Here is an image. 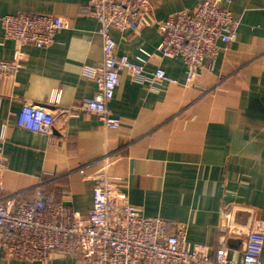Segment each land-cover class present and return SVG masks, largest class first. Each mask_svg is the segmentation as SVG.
I'll list each match as a JSON object with an SVG mask.
<instances>
[{
  "label": "crops",
  "instance_id": "1",
  "mask_svg": "<svg viewBox=\"0 0 264 264\" xmlns=\"http://www.w3.org/2000/svg\"><path fill=\"white\" fill-rule=\"evenodd\" d=\"M88 0H0V59L15 58V42L5 38L2 17L21 12L62 17L66 27L50 47H24L22 67L0 79V138L8 168L2 173L8 193L28 199L36 187L86 214L93 204L96 176L107 172L119 182L123 199L142 215L166 218L187 228L191 243L217 248L223 209L252 208V229L264 234V0H231L240 21L238 39L222 51L212 70L187 83L181 57L154 55L147 71L161 66L174 81L144 82L121 73L110 107L121 121L104 128L99 117L82 110L98 85L85 74L103 62L97 19L81 8ZM198 0H153L148 15L156 22L137 32L117 30L118 53H156L159 22ZM56 92L58 106H52ZM25 103L76 107L77 116L59 115L52 135L18 126ZM240 213V220L248 218ZM248 221V220H247ZM231 255L242 257L245 238H235ZM0 264H43L0 258ZM51 264H77L74 255Z\"/></svg>",
  "mask_w": 264,
  "mask_h": 264
},
{
  "label": "built area",
  "instance_id": "2",
  "mask_svg": "<svg viewBox=\"0 0 264 264\" xmlns=\"http://www.w3.org/2000/svg\"><path fill=\"white\" fill-rule=\"evenodd\" d=\"M231 0H198L192 10H183L159 22L162 40L156 53L141 49L133 56L118 53L113 31L137 32L150 26L148 15L153 0H88L81 8L85 16L97 19L103 40V62L85 74L95 80L98 90L82 100V110L99 117L107 130H117L121 121L110 104L128 72L144 82L174 81L161 66L147 71L152 58L181 57L186 63L187 83L192 85L201 72L212 70L222 51L238 39L240 21L229 5ZM5 38L15 42V58L0 59V79L10 78L22 67L24 47L46 48L57 43L66 27L57 15L21 12L1 19ZM56 92L52 106H58ZM49 107L25 103L17 115L19 127L52 135L59 115L77 116L70 107L51 111ZM0 138V258L40 261L51 264L59 256L74 255L77 264H264V234L252 229V208L231 205L222 212V230L217 248L191 243L187 228L163 217H147L121 198L119 182L107 172L96 176L93 204L86 214L74 211L63 200L38 186L33 196L8 193L2 173L8 168ZM240 213L248 218L240 220ZM248 220V221H247ZM245 238L242 257H232L228 241Z\"/></svg>",
  "mask_w": 264,
  "mask_h": 264
},
{
  "label": "water",
  "instance_id": "3",
  "mask_svg": "<svg viewBox=\"0 0 264 264\" xmlns=\"http://www.w3.org/2000/svg\"><path fill=\"white\" fill-rule=\"evenodd\" d=\"M235 240H238V239H230V240L228 241L229 245H230V246H234V245H235V242H237V241H235Z\"/></svg>",
  "mask_w": 264,
  "mask_h": 264
}]
</instances>
